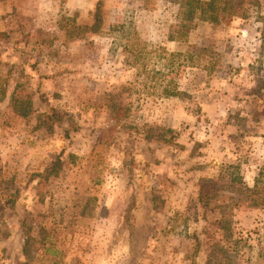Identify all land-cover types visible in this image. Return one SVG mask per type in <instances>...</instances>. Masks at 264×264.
<instances>
[{"label": "rangeland", "instance_id": "rangeland-1", "mask_svg": "<svg viewBox=\"0 0 264 264\" xmlns=\"http://www.w3.org/2000/svg\"><path fill=\"white\" fill-rule=\"evenodd\" d=\"M235 10L172 39L180 0H0V264H206L200 180L264 164V0ZM227 211L264 264V209Z\"/></svg>", "mask_w": 264, "mask_h": 264}, {"label": "trees", "instance_id": "trees-1", "mask_svg": "<svg viewBox=\"0 0 264 264\" xmlns=\"http://www.w3.org/2000/svg\"><path fill=\"white\" fill-rule=\"evenodd\" d=\"M246 2L247 0H180L181 7L183 8L181 12L183 18L178 24L176 32L172 35V39L186 35L188 30L185 28H191L194 23L196 25V19L216 23L232 21L235 16H238L237 13H239L235 9L243 8ZM234 116L240 121L246 120L240 113ZM65 118V114L62 111L54 108L48 112L38 114L40 121L44 120L45 123L49 122L50 125L61 123ZM238 168H240V164L224 166L220 176L216 178H202L200 180L198 201L203 211L202 218L206 224L201 230L203 238H200L201 234H196L195 238L199 246L202 243L206 246V264H232L226 255V244L221 243L220 240H215L216 232L211 231V227L216 225L217 229L224 234L225 238L232 235V220L230 219V213L227 211L228 209H235L243 202L264 209V164L260 167L258 176L252 186L246 187L241 195H230L229 203L225 201L224 185L226 179L223 178L226 174L229 180L235 184L245 183L242 176H240ZM222 197L224 198L223 200L221 199ZM24 253L27 257L25 264H32L27 244L24 246ZM59 254L60 250L48 248L45 252L44 259L50 264H58L60 263Z\"/></svg>", "mask_w": 264, "mask_h": 264}]
</instances>
